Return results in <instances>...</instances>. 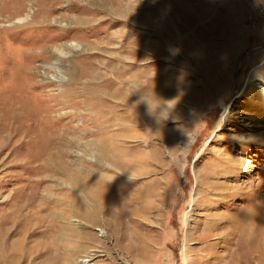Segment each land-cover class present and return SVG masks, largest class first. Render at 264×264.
Here are the masks:
<instances>
[{
  "label": "rangeland",
  "instance_id": "rangeland-1",
  "mask_svg": "<svg viewBox=\"0 0 264 264\" xmlns=\"http://www.w3.org/2000/svg\"><path fill=\"white\" fill-rule=\"evenodd\" d=\"M0 264H264V0H0Z\"/></svg>",
  "mask_w": 264,
  "mask_h": 264
},
{
  "label": "bare ground",
  "instance_id": "bare-ground-1",
  "mask_svg": "<svg viewBox=\"0 0 264 264\" xmlns=\"http://www.w3.org/2000/svg\"><path fill=\"white\" fill-rule=\"evenodd\" d=\"M22 21H23V20H18V22H20V23H21ZM7 128H9V127H7ZM7 134H8V133H7ZM102 179L105 180V176H103ZM100 181H101V180H99L98 182H100ZM85 192H86V194L89 195L90 198H92L93 195H94V193H92V190H91L90 188H86ZM94 199L96 200V196H95V195H94ZM77 203L85 207V205H87V203H89V201L86 200L85 198L79 197ZM240 218H241V217H240ZM239 221H240V220H239ZM100 232H101V235H102V236L105 235V232H103V231H100ZM241 232H244V231L241 230ZM242 234H244V233H242ZM245 235L247 236V239L249 240L251 234L249 235V233H247V234L245 233Z\"/></svg>",
  "mask_w": 264,
  "mask_h": 264
}]
</instances>
